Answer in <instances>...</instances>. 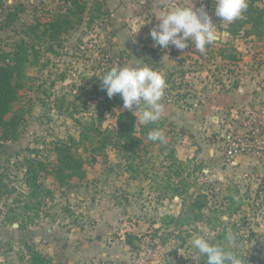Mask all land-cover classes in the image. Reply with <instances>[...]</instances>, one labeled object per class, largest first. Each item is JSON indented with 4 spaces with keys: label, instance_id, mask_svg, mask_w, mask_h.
<instances>
[{
    "label": "rangeland",
    "instance_id": "obj_1",
    "mask_svg": "<svg viewBox=\"0 0 264 264\" xmlns=\"http://www.w3.org/2000/svg\"><path fill=\"white\" fill-rule=\"evenodd\" d=\"M88 1L83 21L69 24L55 40L40 39L36 27L44 29L57 12H65L63 0L0 4V51H11L22 40L33 46L15 105L23 113L18 138H0V264H40L43 257L47 264H206L192 240L202 236L229 247V232L235 236L230 248L242 264H264V154L243 157L238 168H224L226 138L218 142L215 133L209 137L210 151L203 149L204 139L196 156L180 161L176 154L184 132L172 128L174 122L166 124L163 113L146 125V132L162 131L165 142L143 134L135 152L101 145L89 130L106 106L99 77L113 66L139 65L165 78L164 110L186 105L190 93L198 103L200 90L215 89L212 94L222 96L244 94L239 87L249 91L248 111L257 116L253 126L258 131L247 134L249 126L239 119L244 129L239 133L264 145V29L261 35L248 33L247 24L230 34L229 23L214 14L215 0ZM191 3L195 8L203 4L225 35L203 54L191 44L182 51L169 45L160 57L163 48L153 46L150 30L171 8ZM251 3L264 8V0H247V8ZM9 12L16 14L14 22H8ZM186 71L193 73L186 77ZM116 97L121 104L105 111L103 129L115 130L118 113L127 110ZM70 137L82 141L74 149L86 160V177H74L62 187L51 169L56 144ZM33 161L42 184L39 194L28 178ZM40 161L47 169L40 171ZM194 201L205 202L201 211Z\"/></svg>",
    "mask_w": 264,
    "mask_h": 264
},
{
    "label": "trees",
    "instance_id": "obj_2",
    "mask_svg": "<svg viewBox=\"0 0 264 264\" xmlns=\"http://www.w3.org/2000/svg\"><path fill=\"white\" fill-rule=\"evenodd\" d=\"M68 6L65 12H57L51 21H47L43 24L44 29H41V24L36 27L40 28L41 33L39 38L42 39L45 36H49L52 40L57 39L62 33L68 30L69 24L74 21L81 22L84 19V13L89 9L88 0H63ZM2 4V0H0ZM97 13L101 10V5L98 3L96 8ZM247 13L245 17H240L234 22L229 23L227 31L236 35L247 24L251 25L252 31L248 33H256L261 35L264 29V8L251 3L246 9ZM16 14L13 12L8 13V22H14L16 20ZM98 15H91V20H95ZM29 34V33H27ZM33 47L28 44V41H20L14 49L11 51H0V60L4 63H0V138L7 140H15L18 138L19 127L23 119V113L21 110H16L15 105L19 99L20 91L24 86V79L26 76L25 67L30 62V49ZM150 49H153L151 47ZM166 52L162 49L159 52L160 57ZM225 58V57H223ZM105 107L99 108V123L96 127L92 124V128L89 130L94 137H99L102 144L112 146L116 149H123L126 151L135 152V150L143 143V134H147L146 125L141 126L138 123V118L133 114V110H123L118 113L116 117V129H103L104 113L111 110L121 104L120 99L116 96L105 98ZM139 126L141 129L139 130ZM146 135V137H147ZM83 138L89 139L90 136L82 133ZM82 141H77L75 138L70 137L69 140H61L55 146L57 154V162L54 168L51 169V174L58 181L60 186H66L72 178H85L86 160L80 155L78 149H74V146L80 144ZM35 161L30 163L28 167V174H30L29 182L31 183L32 191H42V184H38V170L33 166ZM46 168V165L40 161V171ZM40 186V189H39ZM51 195L49 189L46 190ZM196 210H202L205 202L202 203L194 201ZM194 208V206H193ZM194 208V209H195ZM199 213L197 217H200ZM175 218V217H174ZM173 218V219H174ZM176 221V219H175ZM48 260L43 257V261L40 264H47Z\"/></svg>",
    "mask_w": 264,
    "mask_h": 264
},
{
    "label": "clouds",
    "instance_id": "obj_3",
    "mask_svg": "<svg viewBox=\"0 0 264 264\" xmlns=\"http://www.w3.org/2000/svg\"><path fill=\"white\" fill-rule=\"evenodd\" d=\"M247 8V0H215V16L220 21L231 23L239 19ZM159 23L150 30L153 46L167 50L169 45L177 50H184L190 44L200 53H205L207 46L221 39L224 33L217 30V24L202 4L199 8L179 5L171 8L159 18ZM101 90L109 98L120 96L123 109L139 111L138 122L144 125L154 123L161 118L164 106L161 99L166 88L165 78L161 73L148 66H113L99 77ZM143 105V107H141ZM150 141L165 142L164 133L158 129L148 132ZM234 234L227 233L229 247L211 243L208 239L197 236L192 246L204 257L206 264H242L241 257L231 250Z\"/></svg>",
    "mask_w": 264,
    "mask_h": 264
},
{
    "label": "crops",
    "instance_id": "obj_4",
    "mask_svg": "<svg viewBox=\"0 0 264 264\" xmlns=\"http://www.w3.org/2000/svg\"><path fill=\"white\" fill-rule=\"evenodd\" d=\"M186 68L189 69V67ZM191 73L193 72L186 71V77H188ZM194 87L197 88V85ZM186 91H193V89L188 88ZM213 91H210V93H207L209 91L205 92V90L198 91V103H193L194 101H191L193 98L191 97L192 93H190L186 95V105H181L180 108L172 105L174 107L172 109L170 108L171 110L169 109V106H167L164 110L165 113L163 111L162 116L166 124L174 122V127L172 128L176 127V129H180L184 132V135L180 140V151L176 154V158H179L180 161H186L196 156V153H199L198 146L202 145L204 139L205 145H203V149H205V151H210L214 146L212 140L209 139V137H213L212 134L219 133L218 138L220 137V139L218 142L223 143L222 137H225L229 134V132H240L244 130L242 129L243 124L240 120L245 119L243 116L247 114L246 112L250 107L251 100L253 99L249 93L247 94L249 91L245 93L244 89L239 87L238 91L240 93L243 92L244 94L240 95L237 93L233 94V92H227L228 94L223 96L217 93L213 95ZM193 92L196 93L195 91ZM207 94L208 96L211 95L213 97L211 99L207 98ZM181 102L183 103L184 101L182 100ZM191 104L195 105V108H192ZM238 117H241L240 120ZM235 119L239 120L240 124L239 122L235 123ZM216 142L214 140L215 146L217 145ZM222 152L224 168H238L243 157L256 159L255 154H244L238 158V165L231 167L225 162L224 150Z\"/></svg>",
    "mask_w": 264,
    "mask_h": 264
},
{
    "label": "built area",
    "instance_id": "obj_5",
    "mask_svg": "<svg viewBox=\"0 0 264 264\" xmlns=\"http://www.w3.org/2000/svg\"><path fill=\"white\" fill-rule=\"evenodd\" d=\"M245 114V119L243 124L244 126H249V129L246 130L248 134L250 130H253L252 133H257V129L254 128L253 123L257 119V116L253 114L252 111H248ZM247 117L249 119H247ZM239 119L241 117H238ZM252 136H244L237 131H231L225 136V146H224V159L225 162L231 167L237 166L239 162V157L244 154H264V145H258L255 141L250 139Z\"/></svg>",
    "mask_w": 264,
    "mask_h": 264
}]
</instances>
